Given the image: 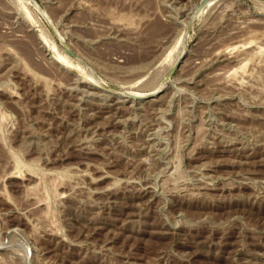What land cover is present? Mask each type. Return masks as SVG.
<instances>
[{"label":"rangeland","instance_id":"rangeland-1","mask_svg":"<svg viewBox=\"0 0 264 264\" xmlns=\"http://www.w3.org/2000/svg\"><path fill=\"white\" fill-rule=\"evenodd\" d=\"M0 264H264V0H0Z\"/></svg>","mask_w":264,"mask_h":264},{"label":"bare ground","instance_id":"bare-ground-1","mask_svg":"<svg viewBox=\"0 0 264 264\" xmlns=\"http://www.w3.org/2000/svg\"><path fill=\"white\" fill-rule=\"evenodd\" d=\"M34 5V4H33ZM37 7V6H36ZM38 8V7H37ZM38 10H39V8H38ZM38 12H42V11H38ZM42 14V13H41ZM44 14H42V16H43ZM184 36V35H183ZM183 36H181V37H183ZM185 37H183V39H184ZM181 52H183V50H181ZM181 52L179 53V55L177 56V58H176V60H175V62H174V64L175 63H177L176 61H177V59H178V57L180 56V54H181ZM65 62V61H64ZM173 68V67H172ZM71 69V68H70ZM163 82H165V81H163ZM89 85H91V86H93L94 88H98V89H100V87H96L95 85H93V84H91V83H88ZM106 86V85H105ZM162 86H164V83L162 84V85H160L157 89H155L154 91H152L151 93H149V94H141V93H136V92H129V91H127V92H122V94L124 95L123 97L124 98H130V99H140V98H143V97H153V96H155L156 95V92L159 90V88H162ZM15 173V172H14ZM172 173V172H171ZM12 174V173H11ZM10 174V175H11ZM51 174V173H50ZM13 175H11V177H12ZM14 176H16V175H14ZM17 177V176H16ZM259 186V185H258Z\"/></svg>","mask_w":264,"mask_h":264}]
</instances>
